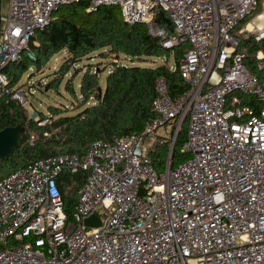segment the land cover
Instances as JSON below:
<instances>
[{
    "label": "built area",
    "instance_id": "2783aa9c",
    "mask_svg": "<svg viewBox=\"0 0 264 264\" xmlns=\"http://www.w3.org/2000/svg\"><path fill=\"white\" fill-rule=\"evenodd\" d=\"M80 1L8 0L0 101L29 105L31 89L11 86L3 69L23 55L34 59L37 32L59 8ZM87 2V12L118 7L125 23L143 24L163 49L188 45L178 68L168 62L188 89L173 100L159 77L154 118L140 133L95 141L84 156L41 159L0 180V264H264V107L241 97L264 102V77L255 73L264 72V48L239 49L264 34L250 24L238 28L260 0ZM159 12L171 31L157 22ZM184 122L189 158L172 169L170 155L158 172L149 151L167 141L171 149ZM167 127L172 136L159 142L157 131ZM79 172L86 180L67 215L59 184L64 173ZM91 216L99 227L84 225Z\"/></svg>",
    "mask_w": 264,
    "mask_h": 264
},
{
    "label": "trees",
    "instance_id": "16d2710c",
    "mask_svg": "<svg viewBox=\"0 0 264 264\" xmlns=\"http://www.w3.org/2000/svg\"><path fill=\"white\" fill-rule=\"evenodd\" d=\"M262 1L264 0H260L258 8L245 18L238 28L245 26L253 14L261 12ZM87 7V0H81L77 4L61 7L52 14L49 24L38 31L32 40L31 50L34 59L23 55L19 62L3 69L10 79L11 86L17 85L32 66L40 71L61 51H65L67 56L46 84L48 90L57 91L71 67L74 68L82 58L90 57L94 53L102 57L107 52L114 54L116 58L124 55L144 60L163 58L166 61L156 67L112 65L103 89L98 77L100 72L97 69L93 70L90 67L84 72L79 70L77 73L75 69V75L67 78L64 84V91L71 98V102L81 98L75 113L67 112L56 105H49L46 113L37 112L39 121H35L28 118L26 109L18 103L0 101V131L8 127L24 128V135L13 156L0 159V180L41 159L70 153L84 156L88 146L95 141H109L113 137L140 133L146 122L154 118L151 105L155 96L154 84L159 77L166 79L173 100L187 91L188 86L178 69L171 71L168 62L172 57L178 68L188 45H181L173 50L163 49L158 39L151 37L143 24L125 23L118 7H102L96 12H87ZM157 22L161 27L172 30L171 22L164 12H159ZM243 48L251 52L264 48V38L255 42L254 38L249 36L240 42L239 49ZM249 68L252 70L253 67ZM80 72L82 75L76 90L74 78ZM255 73L264 77V72ZM241 97L243 104L250 105L255 110L264 107V102L256 101L252 96ZM90 98L93 99V105L89 103ZM47 114L50 115V124L38 126L39 122L48 118ZM30 131L36 135L33 144H29ZM185 138L184 122L172 147L170 156L172 169L189 158V155L182 152ZM148 155L157 171L162 172L170 155V142L153 146ZM86 175L85 172L74 175L64 173L61 178L60 192L63 197L69 196L72 201L71 204H65L64 210L67 215L73 210Z\"/></svg>",
    "mask_w": 264,
    "mask_h": 264
},
{
    "label": "rangeland",
    "instance_id": "374dc122",
    "mask_svg": "<svg viewBox=\"0 0 264 264\" xmlns=\"http://www.w3.org/2000/svg\"><path fill=\"white\" fill-rule=\"evenodd\" d=\"M8 8H9L8 0H3L1 4V30H3V27L5 25V20L8 16ZM261 9L262 10L259 14H253L251 17L248 18L247 24H250L248 28L250 29L253 26L254 27L253 29L255 30L253 31V34L255 33L257 34L259 32L257 31V27L263 24L264 22V19L263 21H258V18L264 13L262 4H261ZM236 32L237 29H235L234 33ZM105 53L106 55L104 57L99 56L97 53H94L91 54L90 57L82 58V60L79 63L75 64L74 68L71 67L70 72L66 75V77H64L57 91H55L54 89L48 90L46 84L51 80L52 74L59 68V66L66 59L67 53L65 51H61L58 54L54 55L47 63V65L41 68L40 71H37L36 68L32 66L30 70H28L22 76V78L17 84L26 91H28V89H31L28 99L29 105H26L24 107L26 109L28 118L33 119L34 117L33 113H37L38 111L46 113L49 105H56L57 107H60L61 109H64L65 111L70 113H75L77 111L75 109L78 108L80 102H78L77 100L71 102V98L64 91V84L66 82V79L72 78L73 75H75V69H76V73L79 70L84 72L85 69L90 67H92L93 70L97 69L100 72L98 77L100 80L101 88L103 89L105 87V78L107 76V73L109 71L111 72L113 68L112 65L156 67V66H161L165 62L163 58L161 59L152 58V60H144V59L129 58L124 55H119V57L116 58L114 54H109L107 52ZM169 63L170 64L173 63L172 57H170ZM82 72L76 74V77L74 78V86L76 90L78 88L77 85L82 75ZM31 74L32 76H30ZM46 116H48V114ZM171 130L172 127H167L165 129L158 130L156 133V135L158 136L157 138L158 141L160 142L163 139H170V137L172 136ZM28 135H29L28 139L30 140L33 139V141L36 139V135L32 131H30Z\"/></svg>",
    "mask_w": 264,
    "mask_h": 264
},
{
    "label": "water",
    "instance_id": "95a60500",
    "mask_svg": "<svg viewBox=\"0 0 264 264\" xmlns=\"http://www.w3.org/2000/svg\"><path fill=\"white\" fill-rule=\"evenodd\" d=\"M0 31H1V0H0ZM23 133H24V128L22 126L8 127L0 131V159H7L13 156V152L20 145ZM171 152H172V148L170 149V155ZM66 203L67 204L72 203L69 196H66ZM100 224L101 221L96 216H91L84 221V225L87 228H97L100 226ZM1 248L2 247L0 246V249Z\"/></svg>",
    "mask_w": 264,
    "mask_h": 264
},
{
    "label": "bare ground",
    "instance_id": "6f19581e",
    "mask_svg": "<svg viewBox=\"0 0 264 264\" xmlns=\"http://www.w3.org/2000/svg\"><path fill=\"white\" fill-rule=\"evenodd\" d=\"M263 19H264V13L258 18V21H263ZM263 24H264V22H263ZM263 24H261V25H259L257 27V31H259L260 33L261 32H264V26H263ZM261 34H264V33H261Z\"/></svg>",
    "mask_w": 264,
    "mask_h": 264
},
{
    "label": "crops",
    "instance_id": "0c3cea01",
    "mask_svg": "<svg viewBox=\"0 0 264 264\" xmlns=\"http://www.w3.org/2000/svg\"><path fill=\"white\" fill-rule=\"evenodd\" d=\"M109 73H110V71H109L107 74H109ZM77 87H78V85H77ZM78 101H79V102L81 101V98H80V97L78 98ZM89 103H90L91 105L94 104L92 98H90Z\"/></svg>",
    "mask_w": 264,
    "mask_h": 264
}]
</instances>
